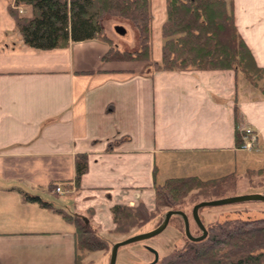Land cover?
Wrapping results in <instances>:
<instances>
[{"label": "crops", "instance_id": "1", "mask_svg": "<svg viewBox=\"0 0 264 264\" xmlns=\"http://www.w3.org/2000/svg\"><path fill=\"white\" fill-rule=\"evenodd\" d=\"M225 1L264 69V0ZM15 3L0 0V264L74 263V226L23 194L72 216L92 211L90 224L102 233L114 226V206L154 208V170L162 183L199 177L193 169L207 156L235 162L244 152L235 141L242 129L257 132V155L264 154V97L241 76L232 70L151 72L152 62L161 60L166 0H150L149 62H106L113 45L104 29L108 42L97 37L32 48L9 15ZM117 25L126 37L128 29ZM132 38V48L127 39L115 49L138 51L139 36ZM80 154L87 155L88 170L76 188ZM168 165L189 173L169 176Z\"/></svg>", "mask_w": 264, "mask_h": 264}, {"label": "trees", "instance_id": "2", "mask_svg": "<svg viewBox=\"0 0 264 264\" xmlns=\"http://www.w3.org/2000/svg\"><path fill=\"white\" fill-rule=\"evenodd\" d=\"M19 6L28 11L20 13ZM8 12L23 41L40 50L64 48L70 42H84L97 37L108 42L102 36L103 19L127 20L137 30L140 49L133 53H120L111 47L104 60L149 62L151 59L150 0H16ZM161 38V60L152 62V73L232 70L264 97V69L256 65L238 33L232 3L225 0H166V21L161 28ZM234 116H238L237 106L234 107ZM235 141L238 147L242 146V135L238 131ZM109 149L112 150L111 147ZM74 167V185L77 188L88 170L87 155L76 156ZM153 176L154 209L148 210L142 202L135 207H112L115 234L127 235L132 228L149 223L156 214H161L164 219L167 212L164 209L182 211L187 200L189 214L184 213L191 216L193 206L202 202L200 199H222L230 189L225 182L231 175L205 180L187 176L162 183L156 181L155 170ZM49 188L53 190L55 186ZM23 197L28 202H38L44 209L53 210L74 226V264H80L87 254L108 248L90 224L91 212L84 218L72 216L53 209L38 198L27 194ZM173 218L179 219L183 225L181 217L173 216L170 222ZM204 227L207 237L200 242H191L185 236L183 225V246L173 248L159 257L155 264H264V219L222 224L211 222Z\"/></svg>", "mask_w": 264, "mask_h": 264}, {"label": "rangeland", "instance_id": "3", "mask_svg": "<svg viewBox=\"0 0 264 264\" xmlns=\"http://www.w3.org/2000/svg\"><path fill=\"white\" fill-rule=\"evenodd\" d=\"M26 11L28 10L26 9ZM19 12L22 13V11ZM117 24L120 26H125L128 29L129 32L126 37L120 35L117 32ZM113 25L117 26L114 27ZM102 26L108 37L112 39L111 43L113 48H115L116 44L121 46L120 44H122L123 41H127L128 39L127 43L129 47L126 48L130 49L132 48L130 41H132V37H134V35L135 40H137V30L131 24V22L127 20L106 17L102 21ZM125 52L133 53L128 51ZM253 134L257 137L255 147L249 151L243 150L241 147H239L240 150L244 152H241L235 162L232 161V159H225L224 162L220 159H215L213 157L210 158L207 156L208 158L201 160L198 163V166L193 169L192 175L197 174L199 178L203 180L231 175L230 178L232 177L234 181L232 178H229L228 181L225 182L230 189L228 188L229 190L227 191L224 198L249 195L264 196V154L257 155L261 152L258 145L259 138L257 132L253 131ZM252 155L257 156H254L252 159ZM183 168L184 167L182 165H177L175 167L168 165L165 171L169 176L178 177L183 176L181 175L183 172H187V174L189 173L188 171L183 170ZM54 193L57 194L55 191ZM200 201H204V199H200ZM188 204L189 200H187L182 211L189 214L190 207ZM163 211L166 212L168 210L164 209ZM188 214L186 215L188 216ZM89 215L92 218V211H88L86 216L88 217ZM199 216L201 221H203L202 223L206 225L211 222L222 224L230 221L260 220L264 219V202H243L217 207H205L200 209ZM188 218L191 235L194 237L200 236L201 232L194 224L191 216H188ZM162 219L163 218L161 217V214H156L155 218L149 223L138 228H132L127 235L115 234V225L109 231L98 233V235L103 238V240H105L108 248L87 254L80 264H109L111 248L115 243L123 241L130 236L147 233L154 230L161 223ZM184 242L185 236L183 234V225L179 219L173 218L165 231L160 235L144 242L131 244L120 248L118 251L116 264H149L153 261V254L147 251L146 247L154 249L158 256L161 257L170 252L173 248L180 249Z\"/></svg>", "mask_w": 264, "mask_h": 264}, {"label": "water", "instance_id": "4", "mask_svg": "<svg viewBox=\"0 0 264 264\" xmlns=\"http://www.w3.org/2000/svg\"><path fill=\"white\" fill-rule=\"evenodd\" d=\"M117 32L119 34L125 33L124 29L120 28V27L117 28ZM243 202H264V196L249 195V196L222 198V199H216V200H210V201H202V202L194 205L192 210H191V218H192L194 224L197 226V228L201 232V235L198 237H194L191 235L190 229H189V218L183 211L169 210L165 213V216H164L162 223L157 228H155L154 230L147 232V233L130 236L123 241L115 243L111 248L109 264H116L117 255H118V251L120 248L131 245V244L147 241V240L152 239V238L160 235L161 233H163L165 231V229L168 227L170 219L173 216H179L183 220L184 233H185V236L187 237V239L189 241L200 242L207 237V231H206L204 224L202 223L200 216H199V210L200 209L205 208V207H217V206L237 204V203H243ZM147 249L154 256L153 262H151L149 264H155L159 259L157 252L152 248H147Z\"/></svg>", "mask_w": 264, "mask_h": 264}, {"label": "built area", "instance_id": "5", "mask_svg": "<svg viewBox=\"0 0 264 264\" xmlns=\"http://www.w3.org/2000/svg\"><path fill=\"white\" fill-rule=\"evenodd\" d=\"M241 135H242V140H243V144L241 146V148L243 150H251L253 147H255V143H256V135L253 134V131L250 129H242L241 131ZM57 194H64L63 189L60 186H56L55 190H54Z\"/></svg>", "mask_w": 264, "mask_h": 264}]
</instances>
